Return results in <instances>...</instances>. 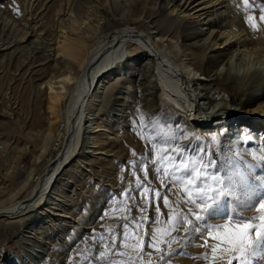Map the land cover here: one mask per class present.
Masks as SVG:
<instances>
[{"label": "bare ground", "instance_id": "6f19581e", "mask_svg": "<svg viewBox=\"0 0 264 264\" xmlns=\"http://www.w3.org/2000/svg\"><path fill=\"white\" fill-rule=\"evenodd\" d=\"M32 9L33 5L24 0L17 9L20 14L14 11L15 15L0 20V79L9 76L12 85L19 78L16 86L27 92L30 100V111L21 127L19 112L9 113L16 132L11 144L0 143V185L8 181L11 186L0 188V222H17L25 228L24 236L19 229L21 239L26 238L39 249L34 264H56L64 250L69 262L77 248H83L96 232L105 210L123 200L122 193L131 186L136 172L129 160L121 167L112 159L125 152L134 135L142 139L139 168L143 164L147 169L163 170L173 168L168 155L172 149L161 147L162 156L167 157L156 159L158 153L144 151L143 141L152 140L149 132L156 127L160 130L167 119L164 133L172 142L178 141L179 148H185L202 139L213 161L211 150L217 137L223 140V146H232L237 133L244 135L241 139L245 144L261 140L259 128L264 124L259 127L261 123L250 124L242 118L229 121V108L264 114V79L249 83L250 65L244 64L247 66L240 75H235L230 60L225 61L226 51L247 61L264 57V5L258 0H86L78 6L76 0H66L42 23L37 22L38 26L25 21ZM204 27L205 32H201ZM153 57H157L154 67L160 95L153 77ZM139 58L149 63L135 71L125 69L130 60ZM13 59L20 64H13ZM220 59L223 69L217 72ZM34 64L38 70L31 75L29 68ZM17 68L26 71L21 74L23 71ZM195 81L202 86L199 92L197 88L188 89L191 83L192 87L196 85ZM256 92L259 95L250 101ZM5 96L8 94L1 98ZM199 98L210 104L206 111L199 108ZM214 101L222 104L215 105ZM108 103L117 112L113 116L128 124L126 129L108 126L110 120L101 108ZM175 110L184 115L188 130L184 135L179 132ZM148 115H156L152 127L144 123ZM92 120L94 123L86 126ZM233 122L237 123L229 129ZM237 125L239 132L235 131ZM96 129L110 130L111 136L99 135L93 131ZM85 131L96 134L87 139L93 152H103L104 157L96 156L89 162L85 152L80 153ZM261 141L263 149L254 147L251 153L264 161V139ZM11 151L10 162L5 163L3 157ZM25 152L32 162L20 171L21 157L15 154ZM124 154V158L131 157ZM149 157L153 158L151 162ZM73 161L83 163L75 168L78 179L74 181V195L58 202L51 212L43 209L48 206L43 196L52 193L57 178ZM253 161L250 154L242 153L227 161L225 167L248 168ZM14 162L17 166L12 172L10 163ZM101 165L109 170L99 168ZM153 184L159 192L166 190L161 182L153 180ZM248 187L253 188L251 184ZM169 188L168 198H174L176 191ZM182 199L178 196L172 202L176 209L183 208ZM87 201L94 215L82 223L75 215ZM39 209L41 212H36ZM33 212L37 222L25 221L24 216Z\"/></svg>", "mask_w": 264, "mask_h": 264}, {"label": "rangeland", "instance_id": "374dc122", "mask_svg": "<svg viewBox=\"0 0 264 264\" xmlns=\"http://www.w3.org/2000/svg\"><path fill=\"white\" fill-rule=\"evenodd\" d=\"M25 1H28V4L33 5V9L29 13L31 15L25 17V21L30 20V24L34 25L37 22L42 23L47 17L51 16L54 10H56L59 7V5L64 3L66 0H38V1L37 0H25ZM85 1L86 0H83V1L76 0V5L77 6L81 5V3L83 4ZM258 1L261 6L264 5V0H258ZM23 2L24 0H15V2L14 0H0V20L6 18L10 14H13L14 11L15 13H17V9L23 4ZM39 24H36V25L38 26ZM202 29L203 31L201 32H205L204 29H206V27ZM224 50L226 49H219V51H224ZM226 53H227V56L225 57V61L227 58H228L227 60H230L231 70L233 71V74L240 75L239 73L243 71L247 65H250L252 73H251L249 83L257 80L258 78H259L258 80H260V78L264 79L263 78L264 77V57H262L261 59L257 61H254V60L247 61L242 58L240 59V58H237L236 56L235 57L232 56L230 51H226ZM153 58H154L153 59V74H154L153 77L157 80V86L159 87V95H160L162 93L161 85H158L159 77L155 69L157 57H153ZM219 61L221 62V59L218 60L217 72L218 71L220 72L223 69L222 68L223 65ZM243 61L244 62L246 61V62L244 63ZM146 63H149V61L147 62L145 58H139V59H136L135 61L130 60L129 63L125 65V69L130 68V71L131 69L135 71L136 69H138V67L145 66ZM246 63L247 65H244ZM13 64L19 65L20 61L13 59ZM147 66L149 65L147 64ZM32 67H34V69ZM30 68H29L30 74L35 75L36 74L35 72L38 70L36 64L31 66ZM19 70H20V73L21 71H23L21 74H24L26 71V69H23V70L19 69ZM255 70L258 73L257 72L254 73ZM18 79H16L15 82L13 81L12 85H10L9 83L10 81L9 76L2 78V80L0 79V92H1L0 93V143L2 144L4 143L3 144L4 146H6V144L8 145L11 144L13 134H15L14 132H16L15 131L16 125L11 120L9 113L11 114L12 110L19 112L21 118L18 122V126L21 127L22 119H24L25 114L30 111V100L28 98V93L24 92L23 89L21 90V88L18 89L19 87L16 86V83H17L16 81ZM194 83L196 85L192 87L193 83H191L188 89L193 91L195 88H197V92H199L202 86L200 85L199 81H195ZM9 85L10 87H8ZM7 88H9L8 92H6ZM4 93L5 94L7 93L8 96H5V98H1L2 96L4 97L5 95ZM258 95H259V92L254 93L253 95L254 97L249 98V100L253 101V99H255ZM198 102H199V108L203 109L204 111H206V109L210 107V104L207 105L208 102L206 100L199 98ZM215 103L218 105L222 104L221 102H218V101H214L213 104ZM213 104H211V106ZM111 106L112 105L108 103V105H106L107 108L104 106L101 107L103 113L107 115L108 121L110 120L108 126L112 127V129L114 128V126H117V127L122 126L124 129H126L128 124L126 122H122V120H119L117 117L113 116V114L116 111H112ZM203 110H201L200 112H202ZM176 112L179 115L178 119L180 120L178 121V123L180 122L179 123L180 125L177 124V126L179 127V132L182 135H184L186 132H188L187 129L185 130L187 124L185 126V122L183 120L184 115L180 110ZM229 113H230V116H232L229 121H233V120L238 121L236 119L242 118L244 121L250 124L261 123L259 127L262 124H264V114L260 111L251 112L250 110L246 111L243 108L230 107ZM154 117L156 118V115H154L153 117L152 115H148L146 119L144 120V123L147 126L152 127L154 125L153 121H155ZM87 120H88V117L87 119H85V121ZM93 123H94V120H92L91 122L89 121L86 124V126L93 124ZM236 123L237 122H233V124H231L229 129H231ZM229 124L230 122L228 123V125ZM168 125H169V122L167 119L161 123L160 130L157 127L156 129L152 128L153 132H149L152 140L143 141L145 145L144 151L150 152L151 155L155 152L158 153V157L156 159L158 158L163 159L167 157V155L162 156V153L160 152V148L161 147L163 148L162 145L165 141H168L169 143L172 142L171 138L167 136L166 133H164V130L168 127ZM238 127L240 126L237 125L235 128V131L238 130L239 132L240 128L238 129ZM93 131L97 132V134L102 135V136L105 134L106 135L109 134V136H111L110 130H103V131L100 130L99 131L96 129ZM259 133L261 134L260 139L263 140L264 139V128H259ZM95 135L96 134H88L86 133V131L83 134V141H82L83 145L81 146L80 153L82 151L85 152V156L88 158L87 160L89 162L94 161L96 156L98 158L104 157L103 152H96V153L93 152L91 144H89L90 140H88L87 138H93ZM157 137L160 138V141H161L160 145H157L154 143V140ZM235 138H236V142L232 146L230 144L223 146L224 144L223 140L218 137L216 141H214L211 151H212V154H213L212 156L215 162V169L218 170L219 174H224L226 171H228V169H226L225 167V164L227 161H230L233 158L236 159L238 157H241L242 153H248L252 156L254 161L249 162L248 168L246 166H241V168L238 169V171H242L246 173L248 176V185L251 184L253 186L252 188L253 190L259 191L260 188H264V185H263L264 180H262L263 184H261L260 182L262 178L264 179V161L256 159L255 158L256 156H254V154L251 152L254 147L256 149L262 150L263 149L262 141L260 140L258 143L254 142V143L245 144L243 143V140L241 139V138H244V135H242V133H237L235 135ZM141 142H142V139L139 136L134 135L129 142L130 146L127 145V147L125 148V152H124V153H128V155H130L131 157L124 158L125 154L121 153L120 155L116 156L112 160L116 162L115 165L121 166V167H124L126 165L127 163L126 160H129V162H131L132 165H133V162H135V165H136L135 169L133 170L132 165H131V168L133 171L136 172V177H139L140 180H143V172L139 168V158L142 155V150L140 147ZM192 142L194 143V141ZM192 142H191V146L193 145ZM148 143L151 147H149ZM204 143H205L204 140L201 139L200 143L199 142L195 143L193 147L189 146L185 148L188 150V152L192 153L193 156H196L199 150L201 149L204 150L206 148L204 146ZM79 148H80V144L78 145L77 150ZM98 153H100V155H97ZM18 155L19 157H21L18 163V169L20 171H23L31 165L32 159L29 157V155L26 152L23 154L22 153L15 154L16 157ZM11 156H12V151L8 155H6V157H3L5 158V163L10 162ZM204 160L208 161L212 159H209V156L206 155L204 157ZM76 162L73 161L69 163V166H67L65 171H63L62 174L57 178L55 184L53 185L54 190L52 191V193L48 195H47V192L45 193L42 201L45 200V203H47L46 205L48 206L43 207V209H47L51 212V210L57 207L56 205L58 204V202L62 203L66 198L74 195L75 193L74 190L77 189V186L74 181L78 179V172L75 170V168L79 166V164L80 166L83 164V163L81 164L80 161L77 163ZM10 164L12 167L11 171L15 172V167L17 166L16 163L14 162ZM99 168H104L105 171L109 170V168L106 165H101V167ZM156 169L157 168L155 167L147 169L148 179L147 181H145V183L149 185L152 189H155L158 191L157 186L153 184V180L161 182L163 180V177L158 178ZM159 169L163 171V169L161 168ZM209 171H212V169H209ZM257 175L260 176V178H257ZM138 182L139 181L135 179L132 182L131 186L128 187L125 192V193H135L136 198L132 199L131 201H129L126 198H123L121 202H118L116 204L112 203L115 205L105 210L102 222L100 225L97 226L96 232L90 236L89 240L85 244H83V248L79 247L77 248L76 252H74L75 257L71 258L69 262L68 261L66 262L67 256L65 255V250H64L62 251L61 255L57 257L56 264H86V262L87 264H100L101 261L109 260V259L116 261L117 264H161L159 260V257L161 256V254H166V255L171 254L173 251H179L180 249H183V252L186 253L187 255L185 254L172 255L171 264H228L229 261H232V264H238L239 254H234L231 252L223 251V249L227 248L228 246L225 244H221L220 240H212L211 238L208 239L209 245H219V247L217 251L215 252L214 256L210 257L209 261L206 262L203 259V254L208 251V248L193 246L195 244H202L203 240H200L196 234H193L192 236L188 237V244H185L184 237L187 234L172 230L173 219L176 216V211L173 210L172 202L178 196L181 198H184L185 193L187 191L186 188L173 187V190L176 191L174 192V194L176 195L174 198H168L169 194H167V189L171 187V184H169L168 181L164 180V185H168V187L166 186V190H164L163 192H159V193L161 196H166L168 198L169 203L165 205L163 201H160V200L155 201V204L160 209V211L157 212L156 207L153 206V204L150 203L148 199H143V200L141 199V194H139L138 189H137ZM8 185L9 184L7 181V183L4 186H2L1 184L0 188H3V187L7 188ZM9 187L11 186L9 185ZM169 189L171 193L172 189L171 188ZM145 195L151 196V193H147ZM3 199H6V197H4ZM137 205H139L140 208L144 209V211L141 212L140 210H138ZM228 207L231 208L232 206L229 205ZM176 210L183 211V212L188 211V209L184 207L181 209H176ZM36 212L39 213L41 212V210L39 209ZM93 215H94V208L91 205V203L87 201L77 211L75 218L79 219V221L82 223H86L92 218ZM239 215L242 217L257 218L254 220V223L257 228H261L262 224H261L260 219H258L259 217L264 215V213H262L261 211H255V210L242 211L239 213ZM125 217H127L128 219L125 220ZM34 218H35L34 212L24 216L25 221H28L30 219L28 222L34 221V223H36L37 219L36 218L34 219ZM133 218L136 219L137 223L135 224L131 223V220ZM208 222L212 225H221V224L224 225V228L220 232L221 238H223L229 232L234 230V226L231 224V222L222 221L220 219H213ZM125 223L128 224L127 229H121L118 227L119 225L125 224ZM19 229H22V226H19L17 222H13L10 224H7L6 222L4 223L0 222V261L2 258H5V261L0 262V264H34L33 261L35 257L37 256V251L39 249L35 247L34 243H32L31 241H28L26 238L21 239V235L19 234H23V236L26 235L25 228L21 230V233H19ZM110 232H124V237L122 241L120 240L119 237H117V243L114 245V247L119 249V253H120L119 255H111V253L108 251L107 248L100 249L99 245L96 243V241L100 240L101 235H104L105 237H107ZM149 232L152 233L151 247H147V242H148L147 234ZM212 235H217V233L214 232L212 233ZM174 238H178V239L174 241ZM257 238L258 237H254V236L247 237L246 242L251 243L254 239H257ZM77 245H80V244H77ZM164 249L168 250L167 253H164ZM98 251H103L104 255L100 256L99 259H95V260L89 259L90 257H93L94 254H96ZM141 256L143 257L142 259L140 258ZM189 256L200 257V258L192 259V258H188ZM256 260L259 262V264H264V260H260L258 257L256 258ZM58 261L60 262L58 263Z\"/></svg>", "mask_w": 264, "mask_h": 264}, {"label": "snow or ice", "instance_id": "6c2138e0", "mask_svg": "<svg viewBox=\"0 0 264 264\" xmlns=\"http://www.w3.org/2000/svg\"><path fill=\"white\" fill-rule=\"evenodd\" d=\"M243 2L248 3L249 0H243ZM17 14H20L18 10ZM261 19H264V17H261ZM160 142L159 137L154 140L157 145H160ZM162 146L172 149L168 155L171 157L173 168L171 170L164 169L163 171L157 168L158 178L163 177L162 184L166 180L172 187L187 189L181 204L188 211H177L175 205L173 206L176 216L173 219L172 230L187 234L184 237L185 244H188V237L193 234L203 240L202 244L193 246L208 248V251L203 254V259L206 262L209 261L210 257L214 256L219 247V245H209V238L220 240L221 244L227 245L228 247L223 249V251L239 254L238 264H259L256 260L257 257L260 260H264V215L258 218L262 224L261 228H257L254 223L257 218L239 215L242 211L253 210L264 213V188H260L257 191L248 187L247 174L235 168L229 169L224 174H219L218 170L215 169L214 161L204 160L207 152L203 149L199 150L196 156H193L186 148H179L178 141L170 143L165 141ZM149 160L151 162L153 158L149 157ZM135 167V162H133V170ZM209 169H212V171H209ZM141 170L143 172V180H140L139 177H134L139 181L137 184L138 192L141 194L142 200L148 199L156 207V211L159 212L160 209L155 204V201L160 200L167 205L169 203L168 198L161 196L159 191L152 189L145 183L148 179L147 165L142 164ZM147 193H151V196L145 195ZM122 196L129 201L136 198L135 193H122ZM229 205L232 207L229 208ZM137 208L141 212L144 211L139 205H137ZM127 219L125 217V220ZM213 219L231 222L234 230L221 238L220 232L224 225L210 224L208 221ZM131 223H137L136 219L133 218ZM118 227L127 229L128 224H121ZM214 232L217 235H212ZM147 235V247H151L152 233L149 232ZM253 236L258 238L251 243H247L246 238ZM117 237L122 241L124 232H110L107 237L101 235L100 240L96 241V243L100 249L107 248L111 255H119V249L114 247L117 243ZM176 239L178 238H174V241ZM167 251V249H164V253H167ZM181 254L187 255L183 252V249H180L179 251H173L171 254H161L159 260L161 264H171V256ZM103 255V251H98L89 259H99ZM140 258L142 259L143 257L141 256ZM188 258L198 259L200 257L189 256ZM100 264H117V262L109 259L101 261ZM228 264H232V261H229Z\"/></svg>", "mask_w": 264, "mask_h": 264}]
</instances>
